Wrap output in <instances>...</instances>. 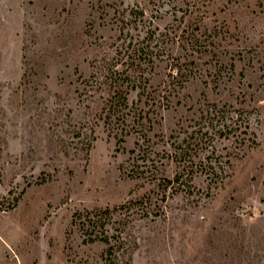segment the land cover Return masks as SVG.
Listing matches in <instances>:
<instances>
[{"label":"rangeland","instance_id":"obj_1","mask_svg":"<svg viewBox=\"0 0 264 264\" xmlns=\"http://www.w3.org/2000/svg\"><path fill=\"white\" fill-rule=\"evenodd\" d=\"M196 23L228 32L190 62ZM132 37L156 101L130 90L107 119ZM176 63L196 73L164 108ZM142 134L159 162L133 171ZM182 140L207 169L188 191L162 180ZM0 264H264V0H0Z\"/></svg>","mask_w":264,"mask_h":264},{"label":"trees","instance_id":"obj_2","mask_svg":"<svg viewBox=\"0 0 264 264\" xmlns=\"http://www.w3.org/2000/svg\"><path fill=\"white\" fill-rule=\"evenodd\" d=\"M194 28H197L198 30L204 28V30L208 31V34L210 35V37L207 35L205 39L207 37L211 39L210 41H207L206 39L200 46L198 45L196 49H192L191 47L190 53L187 54L189 57H191L190 62L195 58H198L204 52H207L206 48L208 44L214 42L216 40V36L217 38H225L226 34L224 33L226 31L228 32V28L224 32L221 31L223 29L221 25H214L212 27H209L204 23H196ZM122 46H124V50L122 52L123 55L120 57V59L123 60V58L125 57V60L123 62H126L127 67L120 70L110 69L109 73H104L103 78L101 79L103 90L106 91L108 94L103 104V110L107 119L118 115L121 116L124 120V117L126 115L124 113V110L128 107L127 94L130 90H136L137 88H139V95L145 94L147 98H152L153 102L156 101L155 95L153 96L152 92L146 91L149 83V77L146 73V68L142 67V64L145 63L146 60L151 61L150 63H153L152 57L154 56V53L150 50V43H145L144 38L138 39L132 37L127 43H122ZM214 53L215 52H213V55ZM146 56L148 57L147 59H142V57ZM182 58L185 59V63L186 56L183 55ZM234 61L235 60L233 59L228 64V70H231L234 67ZM185 66L186 67H183L182 63H176L174 67L175 70L167 74L169 75V78L168 80L163 81L162 88L158 91L154 90L157 93V101L159 102V105H164V108H169L172 98L176 99V104H179L181 89L184 87L185 82L188 81L190 78H194L196 71L193 69V67L188 68L187 65ZM224 67H227V65H224ZM141 136L143 137V140L141 143H136L138 146L137 150L135 148L130 150L132 154H135V156H133V163L131 167V170L133 171L140 169V167H142L141 170H143V167L147 166L155 167L157 162H159V159H156V156H158L157 153L151 156L148 153L149 148H153L154 144H156L157 142H151V140L147 138L144 134H142ZM183 141L184 140H182L178 145H175L176 150L174 152H166L167 158L169 157V159H171V161H173L175 165L181 167L182 170L180 172H176L172 178L162 177V180L166 183H170L171 181L177 182L178 187H175L174 190H176L177 188H182V190L188 191V187L190 186L187 177L192 176L193 173L199 169L200 171L205 172H207V169H205L206 163H204L203 161H200L201 167L197 169V166L194 163V154L190 152V150L192 149L191 146L193 145L190 141L186 140L185 143H182ZM163 154L165 155V152H163ZM138 160H140V162ZM194 166H196V169H194ZM185 171L187 172V175L186 177H183ZM157 174L158 169L150 170L148 175L144 178H157ZM224 174H226V172ZM212 175L218 177L217 171H214ZM163 196H165V193L163 194ZM148 200V197L144 199L139 198L135 199L134 203L146 205ZM149 204H151V201ZM103 212L105 214L109 213L108 209H105ZM103 222L104 220L102 221L101 216H98L97 219L93 220L94 224H99L100 226L105 224ZM95 239L104 241L106 244H108V250L112 251L113 245L110 243L108 235H96L95 238L91 240Z\"/></svg>","mask_w":264,"mask_h":264}]
</instances>
